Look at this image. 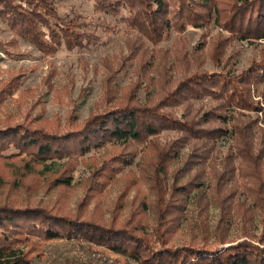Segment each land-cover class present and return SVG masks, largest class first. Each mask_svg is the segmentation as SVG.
Listing matches in <instances>:
<instances>
[{
	"label": "trees",
	"instance_id": "trees-1",
	"mask_svg": "<svg viewBox=\"0 0 264 264\" xmlns=\"http://www.w3.org/2000/svg\"><path fill=\"white\" fill-rule=\"evenodd\" d=\"M92 1L96 12L109 15L115 23L104 17L90 22L81 14H60L53 0H0V21L44 54H53L61 46L95 44L100 39L97 28L111 31L124 24L134 34L129 44L137 48L132 55L141 61L139 77L149 85L145 99L137 98L133 85L119 96L109 94L104 109L80 124L71 122L62 128L28 120L1 125L0 170L10 171L8 166L19 163L15 168L41 175L47 161L67 158L54 181L68 186L77 156L111 144L114 151L91 174L97 193L140 154L146 165L139 169L153 200L149 204L139 198L120 218L121 198L108 220L43 205L1 203L0 264H30V250L25 247L33 244L35 236L43 241L92 242L119 255V264L129 260L135 264H264V230L257 236L244 232L240 240L228 238L234 211H242L244 227L253 216V209L236 199L238 178L247 182V194L264 225V126L260 124L264 123V45L259 57L239 72L219 66L230 41L264 39V0ZM211 23L227 32L207 55L212 68L204 66L202 43L190 56L178 55L171 67L158 65L156 78L146 75L152 61L147 43L157 44L170 30L180 33L188 25L206 29ZM18 79L16 75L5 84L0 95L11 93ZM164 131L175 136L161 142ZM224 136L231 138L230 147L217 158V143ZM8 149L15 151L4 154ZM208 174L220 218L213 230L203 226L198 239L174 245L170 239L193 191L198 192L201 209L207 207L201 186Z\"/></svg>",
	"mask_w": 264,
	"mask_h": 264
},
{
	"label": "rangeland",
	"instance_id": "rangeland-1",
	"mask_svg": "<svg viewBox=\"0 0 264 264\" xmlns=\"http://www.w3.org/2000/svg\"><path fill=\"white\" fill-rule=\"evenodd\" d=\"M53 1L60 14H81L85 21L90 22L104 17L115 23V19L109 15L96 12L92 0ZM93 27L95 26L91 24V28ZM206 29L188 25L180 33L170 30L157 44L147 43L146 47L152 56L148 53L146 58L150 57L149 60L152 61L148 63L150 69L146 75L156 78L158 65L164 63L165 66L171 67L178 55L190 56L195 51L194 48L202 43V53L206 56L204 66L212 68L211 58L207 55L212 47L220 44L221 37L227 32L213 23ZM97 33L100 39L95 44L72 49L61 46L53 54H44L27 40L15 36L6 24L0 21V92L5 84L19 75L18 86L11 93L0 95V126L28 120L62 128L71 122L80 124L91 114L104 109L109 94L119 96L133 85L137 87V98L144 100L149 85L143 76L139 77L141 61L132 55L137 49L131 48L129 44L135 39L133 32L124 24L118 23L115 30L105 31L97 28ZM263 45L264 39L230 41L222 51L219 66H227L231 71L239 72L246 68L252 59L259 57ZM260 124L264 126V123ZM174 136V132L164 131L159 139L166 142ZM230 143L229 136L218 140L217 158L229 150ZM114 149L111 144H106L77 156L68 186L56 184L54 181V176L58 174L57 171L63 167L67 158L47 161V170L41 175L15 168L19 163L8 166L10 171L0 170V204L8 202L18 205H43L108 220L111 211L122 198L120 218H124L139 198L143 197L150 204L153 193L145 175L139 169L140 166L146 165V160L140 154L131 166L124 168L123 172L118 173L110 184L97 193L95 177L91 174ZM14 151L8 149L3 153ZM1 165L2 163L0 167ZM245 183L247 182L237 179L236 199L245 201L253 209V216L250 223L244 227L245 217L242 211H239L240 214L235 211L232 213L228 231V238L231 240H240L244 232L248 236H257L264 230L259 209L254 208ZM209 185L212 186L210 174L203 178L201 186L208 198L207 207L201 209V203L196 197L198 192L193 191L184 217L170 239L174 245L191 237L198 239L203 226L209 230L215 228L220 218V208L216 201L212 200ZM147 216L150 223L154 224L151 212ZM32 242L31 246L25 247L30 250V264H67L70 261L119 264L122 260L119 255L103 246L77 238L43 241L35 236ZM128 264L135 263L129 260Z\"/></svg>",
	"mask_w": 264,
	"mask_h": 264
}]
</instances>
